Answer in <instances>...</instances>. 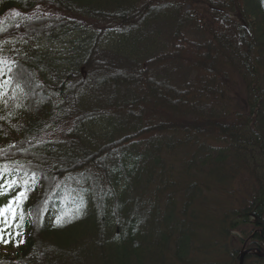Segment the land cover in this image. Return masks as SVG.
Here are the masks:
<instances>
[{"label": "trees", "instance_id": "1", "mask_svg": "<svg viewBox=\"0 0 264 264\" xmlns=\"http://www.w3.org/2000/svg\"><path fill=\"white\" fill-rule=\"evenodd\" d=\"M9 41L0 264H264V0H0Z\"/></svg>", "mask_w": 264, "mask_h": 264}, {"label": "rangeland", "instance_id": "2", "mask_svg": "<svg viewBox=\"0 0 264 264\" xmlns=\"http://www.w3.org/2000/svg\"><path fill=\"white\" fill-rule=\"evenodd\" d=\"M84 35L85 34L81 32H77L76 34L70 33L59 42L52 43L50 41H46L38 43L37 46L40 50L48 52L55 57H66L72 44L78 39L84 38ZM24 45V43L19 41H9L0 45V51L6 49L9 51H19L25 47ZM246 231H248V229H246ZM235 236L240 237L239 234H235ZM17 253V245L9 247L7 244L0 241V257L7 255L14 256Z\"/></svg>", "mask_w": 264, "mask_h": 264}, {"label": "snow or ice", "instance_id": "3", "mask_svg": "<svg viewBox=\"0 0 264 264\" xmlns=\"http://www.w3.org/2000/svg\"><path fill=\"white\" fill-rule=\"evenodd\" d=\"M0 64L4 65L3 68H0V74H2L4 72V68H7L8 72H11V67L7 65L6 61L0 60ZM8 83H9V81H7V80L3 81L4 85H7ZM6 171H7V166H4V172H6ZM0 176H3V172H0ZM23 183L25 185H27L28 181L24 180ZM5 185H6V188H5ZM14 186H18L17 180L15 178H13L10 181L6 180L4 185H0V189L7 190V189L13 188ZM26 198H27L26 192L21 191L14 200L9 201L8 204H6L2 208H0V218H2L3 223L5 225H7L9 223V216H11L12 219H15L14 205H19ZM60 222H61V218L58 217L57 223H60Z\"/></svg>", "mask_w": 264, "mask_h": 264}, {"label": "water", "instance_id": "4", "mask_svg": "<svg viewBox=\"0 0 264 264\" xmlns=\"http://www.w3.org/2000/svg\"><path fill=\"white\" fill-rule=\"evenodd\" d=\"M245 254H246V253H243V254L241 255V258H240L239 264H243V256H244Z\"/></svg>", "mask_w": 264, "mask_h": 264}]
</instances>
